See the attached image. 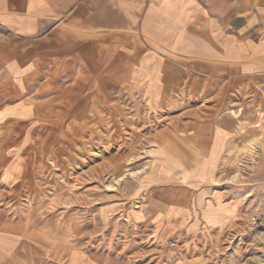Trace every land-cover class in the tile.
<instances>
[{
	"label": "crops",
	"instance_id": "crops-1",
	"mask_svg": "<svg viewBox=\"0 0 264 264\" xmlns=\"http://www.w3.org/2000/svg\"><path fill=\"white\" fill-rule=\"evenodd\" d=\"M127 126L148 160L61 204L46 166L104 188ZM259 184L264 0H0V264H222L188 236L230 241Z\"/></svg>",
	"mask_w": 264,
	"mask_h": 264
},
{
	"label": "rangeland",
	"instance_id": "rangeland-1",
	"mask_svg": "<svg viewBox=\"0 0 264 264\" xmlns=\"http://www.w3.org/2000/svg\"><path fill=\"white\" fill-rule=\"evenodd\" d=\"M125 137V141L121 138ZM120 136V137H119ZM137 136V135H136ZM135 134L133 133V126H127L124 134L120 135L119 133H111L110 137V146L108 149H104V155L107 154L110 157V179L107 182H104V188H102L101 180L98 181H74L73 177H70V172L74 176L75 173L84 172L86 165L85 164H57V165H47L46 173H50L49 180L45 181L44 184L49 186V190L51 192L53 190H60V203L61 204H76V205H84L86 203V197L78 196V194H74V190L81 189L78 191L81 192L85 190L87 187L93 186L94 194H93V204H94V212H96L101 203L103 202L102 190L106 189L105 193H108L111 197L114 196L118 192L119 184L122 183L123 177L127 175H133V163L136 161H147L149 157H147L146 152L147 148L143 146L140 147V142H137ZM123 140V141H122ZM143 143V141H142ZM144 144V143H143ZM99 154L94 153V163L95 165L100 162L101 156L103 152L101 150ZM62 156L68 155V153H64ZM102 154V155H101ZM80 155V154H79ZM123 160H125L123 162ZM125 163L124 173L122 170V165L117 167L118 162ZM122 174V175H119ZM118 176V177H117ZM121 179V180H120ZM260 183V182H259ZM102 184V185H101ZM81 186V187H80ZM67 187V188H66ZM61 188V189H60ZM66 188V189H65ZM72 188V190H70ZM50 192V195L53 193ZM72 195V196H70ZM239 201H242L240 206V210L243 212L239 214V220H244V228L241 230H237V235H233L232 239L226 243L224 241L225 235L230 231L229 229H222L220 231V238L218 242L214 244V241L210 240L209 243H206L204 246L201 245V240L212 239L213 234L209 230L200 229L196 234L188 236L194 242V244L189 247L191 249H205L206 252H212L216 254L218 258V262L222 264H264V191L261 189V184L255 191L252 199V205L250 210L252 214H248L246 217L245 208L243 202L245 201V197H238ZM89 200V198H88ZM84 215V214H83ZM242 217V218H241ZM235 231V230H234ZM200 238V239H199ZM203 240V242H204ZM204 248H203V247ZM234 258L235 260H231L230 258Z\"/></svg>",
	"mask_w": 264,
	"mask_h": 264
}]
</instances>
